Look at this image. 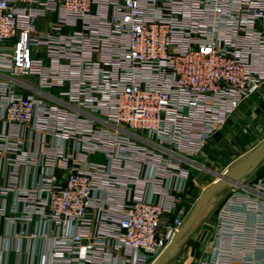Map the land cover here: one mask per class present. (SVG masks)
Wrapping results in <instances>:
<instances>
[{
  "label": "built area",
  "instance_id": "1",
  "mask_svg": "<svg viewBox=\"0 0 264 264\" xmlns=\"http://www.w3.org/2000/svg\"><path fill=\"white\" fill-rule=\"evenodd\" d=\"M263 88L264 0H0V264H151ZM236 189L198 264H264V177Z\"/></svg>",
  "mask_w": 264,
  "mask_h": 264
},
{
  "label": "rangeland",
  "instance_id": "2",
  "mask_svg": "<svg viewBox=\"0 0 264 264\" xmlns=\"http://www.w3.org/2000/svg\"><path fill=\"white\" fill-rule=\"evenodd\" d=\"M30 80L31 78H26ZM264 139V88L247 100L230 118L228 123L222 127L213 138L205 145L203 152L196 160V166L193 169L191 180V190L196 197L200 196L206 188L216 181L215 173H223L227 167L239 157L256 147ZM207 148V150L205 149ZM211 148V151H209ZM262 166V167H261ZM256 171H262L264 164ZM255 178V175L251 177ZM263 177L256 179V181ZM252 183V184H253ZM245 185H250L245 181ZM243 189L235 191L229 189L220 194V203L211 216L207 219L196 237L192 239L186 251L183 250L176 259L170 264H180L190 262L198 264L200 257L205 258L213 248V239L211 240L216 226V216L226 204L227 200ZM246 191V190H245ZM202 235L204 244L197 250H192L193 242ZM201 238V239H202ZM212 246V247H210ZM191 250V252H189ZM193 251V252H192ZM184 263V264H185Z\"/></svg>",
  "mask_w": 264,
  "mask_h": 264
},
{
  "label": "water",
  "instance_id": "3",
  "mask_svg": "<svg viewBox=\"0 0 264 264\" xmlns=\"http://www.w3.org/2000/svg\"><path fill=\"white\" fill-rule=\"evenodd\" d=\"M264 163V139L252 150L232 162L223 173H215L210 184L188 214L184 224L163 252L151 264H169L176 259L188 241L206 222L220 203V194L241 186Z\"/></svg>",
  "mask_w": 264,
  "mask_h": 264
},
{
  "label": "crops",
  "instance_id": "4",
  "mask_svg": "<svg viewBox=\"0 0 264 264\" xmlns=\"http://www.w3.org/2000/svg\"><path fill=\"white\" fill-rule=\"evenodd\" d=\"M52 18H54V16H52ZM206 150H207V148H205ZM252 150V149H251ZM209 151H211V148H209ZM264 164V163H263ZM262 167V166H261ZM261 167H259V169L261 168ZM258 170V169H257ZM255 173H257V172H255ZM254 173V175H255V178H251L252 176H254V175H252L248 180H247V183L248 184H252L256 179H259V178H261V177H264V169H262V171H260V172H258L259 174H255ZM191 197H190V199H188L187 201H185L184 202V209H185V211H186V213H190L191 212V210L193 209V207L195 206V204L197 203V201L199 200V198L201 197V195L200 196H198V197H196V195L195 194H193L194 192H192V190H191ZM211 216V215H210ZM207 221V220H206ZM204 225V224H203ZM202 225V226H203ZM201 226V227H202ZM201 227L198 229V231L201 229ZM215 229H216V226H215ZM214 229V230H215ZM198 231L194 234V236L188 241V243L185 245V247H184V249L183 250H185L186 251V249H187V247H189V244L191 243V241H192V239H194V237H196V235H197V233H198ZM213 235H215V231H214V233H213ZM213 235H212V237H213ZM202 238V235L199 237V238H197V240H195V242H193V245L194 246H196V247H194L192 250L194 251V250H197V249H199L200 247H201V245L202 244H204V241H203V238ZM213 238H211V240H212ZM205 243H206V241H205ZM213 244V243H212ZM210 247H212V246H210ZM182 250V251H183ZM181 251V252H182ZM192 251V252H193ZM211 251H212V249H211ZM189 252H191V250H189ZM259 256H260V258H262V259H264V250H261L260 252H259ZM15 257L13 256V259H14ZM199 258H200V260H199V262L202 260V257H200L199 256ZM172 262V261H171ZM170 262V263H171ZM198 262V263H199ZM169 263V264H170ZM185 262H182V263H180V264H184ZM185 264H190V262H186Z\"/></svg>",
  "mask_w": 264,
  "mask_h": 264
}]
</instances>
